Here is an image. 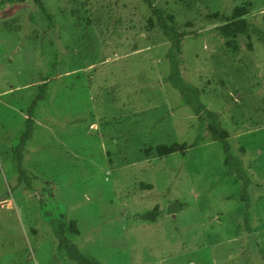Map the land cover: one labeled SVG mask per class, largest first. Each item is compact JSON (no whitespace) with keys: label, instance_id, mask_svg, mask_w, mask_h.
I'll return each mask as SVG.
<instances>
[{"label":"rangeland","instance_id":"rangeland-1","mask_svg":"<svg viewBox=\"0 0 264 264\" xmlns=\"http://www.w3.org/2000/svg\"><path fill=\"white\" fill-rule=\"evenodd\" d=\"M43 1L54 15L52 27L33 0L0 9V264H74L53 229L70 218L79 230L73 241L102 264H176L174 258L193 252L199 264H264V56L244 42L231 51L216 29L234 5L245 1L161 0L178 22L190 21L188 29L197 33L183 38L182 75L204 88L202 102L220 113L232 152L247 171V224L238 182L226 172L219 141L199 143L160 161L119 166L122 178H134L137 166H144L145 176L155 183L150 190L137 191L131 182L123 188L110 174L104 131L90 113L97 110L95 102L106 105L112 97L118 100L110 105L124 100L133 106L132 78L158 75L159 66L167 67L161 60L168 47L165 38L157 33L144 38L148 7L138 0ZM80 1H87L89 10L75 28L74 18L60 9ZM253 4L260 9L264 0ZM113 13L122 23L103 45ZM86 32L94 37L90 55L79 40ZM45 77L47 97L35 106L36 130L22 157L28 186L18 182L11 148ZM160 89L157 105L146 106H156L152 119L164 113L162 124L168 125L171 139L191 142L194 114L175 89L166 84ZM157 129L148 134L150 140L170 138ZM173 200L187 207L155 223L132 220L135 213L156 203L166 208Z\"/></svg>","mask_w":264,"mask_h":264},{"label":"trees","instance_id":"trees-1","mask_svg":"<svg viewBox=\"0 0 264 264\" xmlns=\"http://www.w3.org/2000/svg\"><path fill=\"white\" fill-rule=\"evenodd\" d=\"M28 1L30 0H0V9H2L5 4H20ZM138 1L146 5L150 12L146 19V24L143 26L145 31L144 38L148 39L147 37H150V33H157L167 41L168 47L161 56V60L167 63V67L166 65L159 66L160 74L158 75H153L151 73L147 75L146 73H142L132 78L130 84L133 90L131 94L137 99L133 106L127 105L124 100H120V103L117 102L116 105H110L118 100L116 97H112L110 103L106 105L95 102L97 110L95 113L91 112L90 117L92 119L96 118L104 131L103 137L107 141L105 157L108 163L107 165L111 167L110 174L119 178L117 181H119L120 185L124 186L123 188L128 187L131 182L135 183L137 191L138 189L150 190L155 187V183L152 181V176H149V178L145 176L144 172L146 168L144 166H137L136 170L138 171L135 173H138V175H134V178L131 176L122 178L119 175V166L140 162L142 160L157 159L160 161L162 158L174 152H185L188 148L198 145L199 143L219 141L222 144L224 152L223 162L226 166V172L238 182L239 198L244 204V221L247 224L248 209L250 207V195L248 192L250 178L247 171L241 159L232 152L228 142L229 134L226 128L221 124L220 113L207 108L202 102L201 93L204 88L193 85L182 75L181 50L183 38L187 35L195 37L197 33L188 29V27L192 25L190 21L178 22L174 12L165 4L166 2H162L161 0ZM244 1L243 4L241 2L233 6L232 14L226 17L227 19L216 27L217 34L224 46L233 52L239 50L240 42L241 44L244 42L248 49H259L263 52L264 56V7L259 9L253 4V0ZM33 3L38 6L39 10L46 18L48 26L52 27L53 24L51 22L54 15L48 10L44 1L33 0ZM86 4L87 1H80L76 6L72 5L68 7L64 5L60 9V13L73 17V26L77 28L81 25L83 19H85L84 15H86L89 10ZM244 13H247V15ZM111 16L112 15H110V17ZM121 23L122 20L120 15L115 14L112 16L110 32L108 37H106L107 39L105 38L103 40V45L108 42V39L112 35L118 34ZM82 28L86 30L88 24L84 25ZM93 38V35L88 32L79 38V40L82 39L85 42L82 50L88 55L92 54L91 52L94 48ZM133 49H138L136 44H133ZM138 68L140 67L138 66ZM140 70L142 72L143 68ZM48 79V77L41 79L42 83L39 85V92L35 95V98L28 108L27 116L24 119V127L18 137V142L11 148L13 162L16 163L18 168V182L20 183L22 180H25L28 186L30 184V176L27 170L22 166V157L23 152L26 151L27 142L32 139L36 130L34 117L35 106L38 101L47 97ZM162 84H166L170 88L175 89L180 96L181 102L187 105L194 114L195 121L192 126L195 129V137L191 142L185 144L184 142L180 143L176 139H171V130H169L166 123L162 124L166 118L164 113L152 119L151 112L155 110L156 106L154 108H151V106L146 108L147 105H157L159 99H156V97H160L162 93L160 89ZM125 98H129V93L126 94ZM143 107L146 109H140ZM170 109L173 110L174 107L171 106ZM140 110L142 111L140 112ZM142 120H145V122L139 124ZM147 120L152 121V123L147 122ZM157 127V134L160 135L164 131L170 138L161 140L157 137V140H150L147 137L148 134ZM114 137L116 141L113 143ZM154 172V170L151 171V174H154ZM132 192L136 194V191ZM186 207L187 203L180 200H173L163 209L156 203L150 209L147 208L141 212L135 213L131 217L132 220L138 223H155L161 219L164 214L178 213ZM66 224L68 230L66 229ZM53 229L57 236L59 246L74 264H102L94 256L82 252L73 241L72 237L79 232L76 219L70 218L67 222L60 221L54 224ZM196 255L195 252L188 253L185 256L174 258V260L176 264H189V262L195 259V263L199 264L200 259L198 255Z\"/></svg>","mask_w":264,"mask_h":264}]
</instances>
